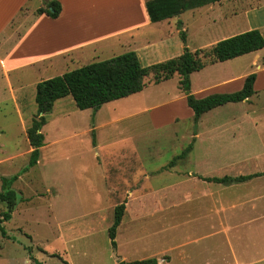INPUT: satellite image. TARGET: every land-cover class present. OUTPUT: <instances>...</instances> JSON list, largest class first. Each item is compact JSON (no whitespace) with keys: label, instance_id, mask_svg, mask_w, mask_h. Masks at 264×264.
I'll return each mask as SVG.
<instances>
[{"label":"rangeland","instance_id":"374dc122","mask_svg":"<svg viewBox=\"0 0 264 264\" xmlns=\"http://www.w3.org/2000/svg\"><path fill=\"white\" fill-rule=\"evenodd\" d=\"M105 2L94 8L104 10ZM28 10L7 30L13 40L24 31L21 18ZM117 26L126 27L121 18ZM262 26L264 0H224L187 11L170 25L142 26L138 31L142 44H129L125 36L120 42L110 40L103 50L88 55L84 65L133 51L149 67L178 58L186 48L199 51L198 57L210 62V50L217 42ZM251 62L248 56L204 64L190 77L192 94L204 98L239 91L243 76L253 71ZM74 66L71 71L83 64ZM38 72L13 77L14 82L26 78L29 84L19 99L13 98L5 81L0 82V178L18 176L13 185L18 203L12 219L3 223L11 240L0 234V264H35L34 260L120 264L149 258L159 262L165 256L158 253L173 244L172 230L161 236L141 234H153L158 226H170L175 217L188 214L176 216L172 208L174 200L185 199H174V194L196 188L195 181L185 176L206 174L208 167L226 175L264 171L263 82L250 101L218 107L196 122L177 73L159 84L151 75L143 92L98 111L79 110L71 96L58 100L42 130L45 146L40 160L29 168L32 147L27 129L37 113L36 87L34 97L31 87L44 77V70ZM52 73L56 71L49 70L47 75ZM190 146L185 158H178ZM235 159L241 163L234 167L220 164ZM198 186L204 187L201 182ZM123 203L126 210L114 248L109 229L117 206ZM188 208L189 204L182 207ZM5 210L0 203V213ZM141 213L146 228L128 229L131 220H142L137 219Z\"/></svg>","mask_w":264,"mask_h":264},{"label":"crops","instance_id":"0c3cea01","mask_svg":"<svg viewBox=\"0 0 264 264\" xmlns=\"http://www.w3.org/2000/svg\"><path fill=\"white\" fill-rule=\"evenodd\" d=\"M44 1L46 0H0V82L3 84L5 81V84L9 85L14 99H19V96L25 94L29 84L26 78L14 82L13 77L22 75L24 78L31 72L38 74V71L44 70L41 73L44 77L36 80L31 87L34 97V88L40 82L56 75H64L76 67L75 63L85 66L86 57L103 50L110 40L118 39L120 42L125 36L123 40H128L129 44H142L138 31L142 26L152 23L145 0H106L104 10L94 8L101 0H57L62 5V12L56 19L38 13ZM28 8L30 13L21 18L25 29L13 40L6 35L7 30ZM103 14L106 16H101ZM118 18L124 21L126 27L117 29ZM172 21L173 19H170L159 23L170 25ZM257 30L264 36L263 26ZM248 56L252 57L251 73L256 75L254 89L257 93L259 84H264V48L241 57ZM49 70H55L56 73L47 75ZM251 73L243 76V86ZM228 82L230 79L221 85ZM240 163L235 159L220 164L234 167ZM206 164L214 165L213 162ZM211 169L208 167L206 174L185 176L195 181L196 188L183 194H174V199L185 198L182 201L174 200V215L186 212L188 214L175 217L170 226H158L153 234L148 231L141 234L146 237L161 236L172 230L173 244L158 253V257L163 255L165 258H160L157 264H264V175L245 182L219 184L204 181L202 178H236L247 175H226L211 172ZM254 174H264V171L249 175ZM199 182L203 183L202 189L198 186ZM245 185L248 188H244ZM188 204V210L182 209L183 205ZM142 216L143 213L138 215L137 219ZM146 226L143 217L142 220H131L127 223L128 229L140 230V227Z\"/></svg>","mask_w":264,"mask_h":264},{"label":"trees","instance_id":"16d2710c","mask_svg":"<svg viewBox=\"0 0 264 264\" xmlns=\"http://www.w3.org/2000/svg\"><path fill=\"white\" fill-rule=\"evenodd\" d=\"M146 10L152 23H159L174 19L187 11L195 10L206 5L220 3L224 0H145ZM62 12V5L57 0L44 2L38 9L39 14L56 19ZM184 42L186 38L181 34ZM264 48V36L257 29L249 30L217 42L210 50L211 59L203 61L198 57V52H191L186 48L181 56L163 63L145 67L140 62L135 52H128L105 61L93 62L83 67L74 69L62 76H57L40 82L36 87L35 102L37 113L31 126L27 129V137L32 147L29 168L35 167L41 156V149L45 146V136L42 132L47 125V115L53 111L55 103L71 96L76 107L81 110L98 111L103 105L126 99L137 95L146 88V81L154 75L155 83L159 84L171 79L176 73L181 77L180 84L186 94L189 108L194 111L195 121L218 108L230 103L248 101L256 92L254 84L256 75H249L241 90L230 94H211L204 98H197L191 92V75L200 71L204 64L213 62H226L238 57L259 51ZM192 146L187 148L178 158H185ZM264 174H254L232 178H202L204 181L227 184L231 182H245ZM0 203L5 204L6 210L0 213V234L3 238L11 240L3 223L12 219L13 212L18 203V193L13 185L18 176L1 177ZM126 210L125 203L117 206L115 210V222L109 229V235L114 248L117 247V229L122 223ZM31 253V248H27ZM33 259V257H32ZM34 260V259H33ZM35 264H43L34 260ZM66 264H68L65 261ZM155 259L135 262L122 261L120 264H157Z\"/></svg>","mask_w":264,"mask_h":264},{"label":"water","instance_id":"95a60500","mask_svg":"<svg viewBox=\"0 0 264 264\" xmlns=\"http://www.w3.org/2000/svg\"><path fill=\"white\" fill-rule=\"evenodd\" d=\"M47 1V0H46Z\"/></svg>","mask_w":264,"mask_h":264}]
</instances>
